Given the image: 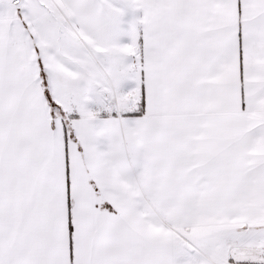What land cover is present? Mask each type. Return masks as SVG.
<instances>
[{"label": "snow or ice", "instance_id": "1", "mask_svg": "<svg viewBox=\"0 0 264 264\" xmlns=\"http://www.w3.org/2000/svg\"><path fill=\"white\" fill-rule=\"evenodd\" d=\"M0 264H264V0H0Z\"/></svg>", "mask_w": 264, "mask_h": 264}]
</instances>
